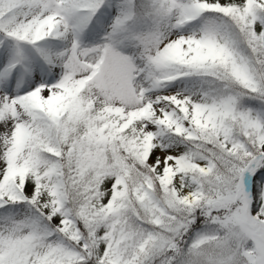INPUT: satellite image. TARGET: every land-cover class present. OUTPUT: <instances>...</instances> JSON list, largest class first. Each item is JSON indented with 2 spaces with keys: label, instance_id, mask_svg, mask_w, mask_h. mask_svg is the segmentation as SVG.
<instances>
[{
  "label": "snow or ice",
  "instance_id": "snow-or-ice-1",
  "mask_svg": "<svg viewBox=\"0 0 264 264\" xmlns=\"http://www.w3.org/2000/svg\"><path fill=\"white\" fill-rule=\"evenodd\" d=\"M0 264H264V0H0Z\"/></svg>",
  "mask_w": 264,
  "mask_h": 264
}]
</instances>
